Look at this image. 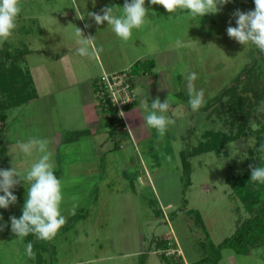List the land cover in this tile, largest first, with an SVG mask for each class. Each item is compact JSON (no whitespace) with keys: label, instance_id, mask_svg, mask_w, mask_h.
Returning a JSON list of instances; mask_svg holds the SVG:
<instances>
[{"label":"rangeland","instance_id":"rangeland-1","mask_svg":"<svg viewBox=\"0 0 264 264\" xmlns=\"http://www.w3.org/2000/svg\"><path fill=\"white\" fill-rule=\"evenodd\" d=\"M124 3L21 0L17 27L7 41L0 42V53L26 52L20 65L29 70L37 94L6 110V121L0 120V169L13 165L24 175L37 156L26 157L17 143L47 139L62 182L61 213L66 223L46 240L43 264H164L154 245L161 239L169 243L167 255L193 264L217 254L210 246L231 236L256 211V205L248 206L227 183L251 176L250 165L259 167L264 160L256 133L264 122V110H259L256 99L264 92V53L227 35L228 26H236L233 13L254 10V0H230L217 14L197 19L187 12L170 14L145 0L147 22L134 29L127 42L107 22L96 25L87 15L120 7L114 8L119 16ZM75 27L85 37H95V55L76 53ZM176 39L185 46L175 47ZM146 60H153L155 67L134 79L136 104L123 120L119 118L124 129L112 140L91 84L103 73L128 72L135 62ZM191 72L197 74L194 85L203 90L205 100L196 112L188 104L186 77ZM232 84L236 95L248 101L243 111L249 114L243 133L225 140L237 135L239 113L229 95L209 101ZM157 97L161 102L169 97L165 115L175 121L162 137L143 119L144 103L151 110ZM91 104L97 114L88 131L84 106ZM208 133L219 134L221 144L217 151L188 157L187 185L181 153L208 140ZM28 188L21 182L13 190L17 203L0 209V226L6 225L0 231V264H36L35 257H28L23 239L12 233L9 219L21 217ZM75 213L78 216L73 218ZM220 254L217 264H264V246L247 255L230 249Z\"/></svg>","mask_w":264,"mask_h":264},{"label":"clouds","instance_id":"clouds-1","mask_svg":"<svg viewBox=\"0 0 264 264\" xmlns=\"http://www.w3.org/2000/svg\"><path fill=\"white\" fill-rule=\"evenodd\" d=\"M229 2L230 0H150L151 5L162 6L170 14L187 12L193 19L210 14L215 15ZM254 5V10L248 12L236 10L233 13L236 26L232 27L230 24L227 35L243 46L252 44L264 53V0H254ZM114 8L120 7H105L101 13L89 12L87 15L95 21L96 25L107 22L115 35L127 42L132 37L133 30L140 29L147 22L146 17L149 11L145 7V0H130V2L125 0L121 8L122 14L119 16L114 14ZM21 10V0H0V42L7 41L13 35ZM75 35L78 38L76 41L79 45L76 49L78 55L84 57L98 52V49L94 47L95 37H85L76 27ZM184 46V42L176 39L175 47ZM197 78L194 72L186 77L188 104L193 112L198 111L205 103L203 90H198L194 85ZM143 106L146 110V115L143 117L146 126L155 129L162 137L167 127L175 123L165 115L170 107L169 97L163 102L157 97L151 103V110H148L146 102ZM259 110H264V101L261 102ZM16 147L26 157L36 154L37 159L24 175H21L13 165L10 169H0V193H3L0 195V209H8L17 203V197L13 194L17 185L21 182L29 184L21 217L9 218L11 231L20 239L32 233L40 240H50L65 225L66 218L61 213L62 182L54 172L55 162L49 151V141L34 137L27 142H18ZM258 151L264 152V144L260 145ZM250 169V181L264 184V167L250 165ZM2 219L3 217H0V220ZM3 227L6 225L0 226V231ZM26 253L29 258H34L31 243L26 245Z\"/></svg>","mask_w":264,"mask_h":264},{"label":"trees","instance_id":"trees-1","mask_svg":"<svg viewBox=\"0 0 264 264\" xmlns=\"http://www.w3.org/2000/svg\"><path fill=\"white\" fill-rule=\"evenodd\" d=\"M26 52L20 54V52L11 54L9 51H1L0 53V120L5 122L7 115L5 111L11 108L18 107L26 103L27 101L36 98L37 94L33 86L32 78L29 70H24L19 59H21ZM4 56V57H3ZM155 67L153 60H146L143 62H135L129 70L130 75L133 77L132 86L134 88V79L151 73V70ZM96 81V79H95ZM95 81L91 84L92 92L94 94L93 86ZM263 90L256 95L257 103L261 107ZM229 95V99L232 100L234 104L233 109L239 116L240 128L237 130V135L225 137V140L234 139L236 136L241 135L244 130V124L246 123V117L249 112L243 111L244 105H248V101L245 98L236 95V88L234 85H229L224 88L220 95H216L209 101V104L219 100L221 96ZM259 98V100H258ZM264 101V100H263ZM240 102V106H238ZM136 103L127 107L131 109ZM99 105V104H97ZM99 110L103 113V127L107 129L108 136L113 140L117 138L118 133L124 129V124L116 117L115 112L111 107L105 109L102 104L99 106ZM244 112V114H242ZM264 119V115L262 116ZM2 130H0L1 134ZM257 133V145L260 147L264 144V122L261 123L260 129ZM207 139L205 142H199L198 145L191 149V152L181 153V161L184 175H186L187 185L190 184V164L188 157L199 155L203 152L217 151L218 146L221 144L219 142V134H207ZM260 167H264V160H261ZM55 175H58V171L54 170ZM227 179V183H232L238 196H240L248 206L256 205V211L253 216L239 223L234 231V233L225 238L217 246L211 245L210 247L217 252H213V257H203L196 263L193 264H217L221 258V250L230 249L238 255H247L251 250L264 246V184L259 182L250 181V174L246 175L244 179ZM78 213L73 215L76 218ZM81 217V215H80ZM196 223L201 225L199 218L196 219ZM24 243L27 245L32 244V250L34 257L36 258V264H43L42 254L45 253L43 247L47 244L46 240L38 239L34 234L30 233L23 238ZM155 251H159V258L164 264H171L172 261L175 264H184L182 258L177 256L167 255L166 252L170 249L169 243L166 240H156L155 241ZM38 250H40L38 252Z\"/></svg>","mask_w":264,"mask_h":264},{"label":"built area","instance_id":"built-area-1","mask_svg":"<svg viewBox=\"0 0 264 264\" xmlns=\"http://www.w3.org/2000/svg\"><path fill=\"white\" fill-rule=\"evenodd\" d=\"M132 80L129 71L103 73L93 86L96 104H102L105 109L111 107L116 117L123 120L127 107L135 103L137 98Z\"/></svg>","mask_w":264,"mask_h":264},{"label":"crops","instance_id":"crops-1","mask_svg":"<svg viewBox=\"0 0 264 264\" xmlns=\"http://www.w3.org/2000/svg\"><path fill=\"white\" fill-rule=\"evenodd\" d=\"M34 84V83H33ZM92 90V89H91ZM93 93V92H92ZM84 110H85V112H86V119H87V121H86V123H85V129L84 130H88L89 131V126L91 125H94V123H95V119H96V108H95V105H86V106H84ZM133 108V107H132ZM132 108L131 109H128L127 110V112H129L130 110H132ZM96 125V124H95ZM75 132H77V131H75ZM79 132V131H78ZM82 132H84L83 130H82ZM257 249V248H256ZM254 250V249H253ZM252 252V250L249 252V253H251ZM236 254V253H235ZM236 255H238V254H236ZM222 257V256H221ZM219 261H221V258H220V260Z\"/></svg>","mask_w":264,"mask_h":264}]
</instances>
